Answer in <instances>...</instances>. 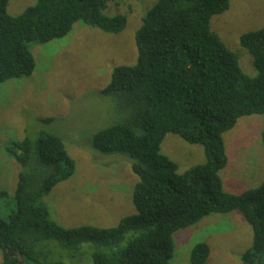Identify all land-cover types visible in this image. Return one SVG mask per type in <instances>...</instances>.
<instances>
[{
  "label": "trees",
  "instance_id": "trees-1",
  "mask_svg": "<svg viewBox=\"0 0 264 264\" xmlns=\"http://www.w3.org/2000/svg\"><path fill=\"white\" fill-rule=\"evenodd\" d=\"M106 6V0H36L12 16L9 0H0V85L31 78L37 66L32 44L62 40L79 22L122 33L128 18L105 16ZM230 8L231 0H157L135 35L136 64L112 71L102 95L114 101L121 120L97 132L90 144L103 156L130 158L138 178L137 213L116 227L65 228L52 219L44 199L77 171L60 137L41 133L5 147L21 170L16 208L8 220L0 217V264H66L51 257L50 241L69 251L93 245L94 264H173L177 232L235 211L254 236L242 263L262 264L264 182L235 195L225 191L221 174L228 165L224 134L243 117L264 115V28L240 38L258 72L251 78L211 28L213 18ZM169 134L202 146L206 161L180 173L161 150ZM261 137L264 146V130ZM9 197L0 192V200ZM210 253L208 244H196L191 264H206Z\"/></svg>",
  "mask_w": 264,
  "mask_h": 264
},
{
  "label": "rangeland",
  "instance_id": "rangeland-1",
  "mask_svg": "<svg viewBox=\"0 0 264 264\" xmlns=\"http://www.w3.org/2000/svg\"><path fill=\"white\" fill-rule=\"evenodd\" d=\"M106 1L105 16L128 18L122 33L107 34L79 22L62 40L32 44L37 66L31 78L0 85V192L10 194L0 200V217L5 220L16 208L12 199L21 170L5 153V147L26 137L36 139L41 133L60 137L77 164L76 174L44 199L55 222L65 228H111L137 213L133 191L138 178L130 158L103 156L90 141L97 132L121 120L114 101L102 91L109 85L114 68L136 64L135 35L142 26V16L157 0ZM35 2L9 0L8 12L20 16ZM211 24L237 54L244 73L257 77L252 56L241 47L240 38L264 28V0H231L230 10L214 17ZM263 130L264 115H257L241 118L224 134L228 165L221 175L225 191L239 195L264 182ZM161 150L178 165L180 173L206 161L202 146L174 134L167 136ZM253 237L240 212L212 215L174 235L172 263L191 264L192 248L206 243L211 250L206 264H243L241 256L252 249ZM48 249L51 257L66 264H94L93 245L83 244L78 251H69L50 241Z\"/></svg>",
  "mask_w": 264,
  "mask_h": 264
}]
</instances>
